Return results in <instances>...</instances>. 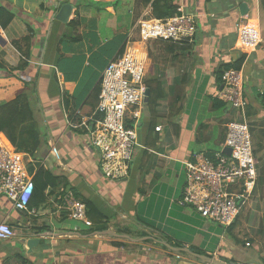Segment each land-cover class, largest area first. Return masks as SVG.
I'll return each mask as SVG.
<instances>
[{
	"label": "crops",
	"instance_id": "obj_1",
	"mask_svg": "<svg viewBox=\"0 0 264 264\" xmlns=\"http://www.w3.org/2000/svg\"><path fill=\"white\" fill-rule=\"evenodd\" d=\"M261 2L178 0L185 12L197 16L198 32L189 52L156 51L149 42L139 41L135 31L130 45L147 65L145 82L160 80L165 98L154 130L152 117L142 107L140 146L130 174L114 181L102 174L98 151L88 137L68 127L67 110L81 116L93 112L104 69L125 48L137 21L151 14V7L139 0H0L15 13L2 30L0 61L17 67L22 56L12 42L33 34L29 66L15 71L16 77L0 80V101L15 98L25 82L37 80L34 109L42 145L37 160L18 151L23 165L34 179L38 163L48 162L68 182L66 191L92 200L109 217L107 230L94 231L92 225L70 218L53 194L47 195V207L38 216L16 211L8 199L0 198V223L6 221L15 231L13 238L0 241V264H208L167 244L225 262L264 264L263 31L257 50L246 55L240 70L258 168L253 196L229 227L178 203L186 182L185 162H194L195 154L214 157L224 150L233 111L218 103L216 71L242 55L236 43L238 26L264 13ZM65 4L74 9L62 21L56 15ZM3 75L8 73L0 70V78ZM52 146L60 162L51 157ZM32 237L39 243L30 252L21 241Z\"/></svg>",
	"mask_w": 264,
	"mask_h": 264
},
{
	"label": "built area",
	"instance_id": "obj_2",
	"mask_svg": "<svg viewBox=\"0 0 264 264\" xmlns=\"http://www.w3.org/2000/svg\"><path fill=\"white\" fill-rule=\"evenodd\" d=\"M179 12L167 19L144 14L130 33L123 51L104 69L96 109L89 116L76 112L77 119L70 118L67 112L68 127L84 131L89 143L98 151L102 174L110 180L120 181L129 176L136 149L140 146L138 121L146 98L147 65L138 57L130 41L136 31L141 42H193L198 32L197 16L185 12L181 6ZM2 30L0 27V37ZM261 41L258 21L247 19L239 24L236 43L240 52H255ZM222 81L219 98L240 112L244 120L233 119L227 123L224 148H230L231 154L224 150L214 157L195 154L194 162H185L186 182L178 203L192 207L202 218L229 227L253 196L258 168L245 119L244 78L240 70L230 69L224 72ZM129 121L133 122L131 126ZM156 129L161 130L160 127ZM50 155L60 162L61 156L55 146ZM43 166L52 170L48 162ZM34 189V179L23 165V156L7 136L0 133V198L8 199L16 211L34 214L35 209L29 207ZM60 206L73 220L91 224L86 204L73 190L66 191ZM14 236V229L6 221L1 222L0 241Z\"/></svg>",
	"mask_w": 264,
	"mask_h": 264
},
{
	"label": "trees",
	"instance_id": "obj_3",
	"mask_svg": "<svg viewBox=\"0 0 264 264\" xmlns=\"http://www.w3.org/2000/svg\"><path fill=\"white\" fill-rule=\"evenodd\" d=\"M143 6L151 7V14L155 18L167 19L176 14H179V4L178 0H139ZM262 6L264 9V0H262ZM15 17V13L11 11L8 7L0 3V27L6 29ZM257 20V17H253ZM76 24V23H75ZM32 31L33 29L30 28ZM34 32V31H33ZM32 39L33 34L25 36L21 39L14 40L12 42L13 46L21 54L22 59L17 67L6 66L2 61H0V70L6 71L8 76L0 78V80H6L11 77H16L15 71L23 70L29 66L31 54H32ZM162 42V51L165 54L174 55L175 52H189L193 49V42H172L164 40H156ZM123 51V50H122ZM121 51V52H122ZM247 53H242V55L235 61L224 63L220 65L216 71L217 80L220 83V87L223 85L222 76L225 71L230 69L241 70V67L246 59ZM2 81V83H4ZM146 87L149 88V101L145 103L144 108L150 114L151 124L150 128L153 130L156 127L155 117H159V106L161 101L165 98L164 87L160 80L152 78L147 80ZM222 84V85H221ZM33 85V86H32ZM37 80L31 81V83L25 82L24 88L17 94V96L11 100L0 101V133H4L11 143L16 147L17 151L31 154L34 159L37 157V153L42 145V133L36 119V112L33 103L37 102ZM2 89V88H0ZM100 93V85L98 89L94 92V96L98 99ZM264 97V96H263ZM220 104L226 105L225 102L219 100ZM98 105H94L93 111ZM233 111V117L231 120L236 119L238 121H243L244 118L242 114L235 109ZM68 112V110H67ZM69 113V112H68ZM70 118L77 119L78 116L76 112L72 111L69 113ZM237 114H239L237 116ZM133 122L129 121L128 124L131 126ZM79 133H84L83 130H76ZM38 159V158H37ZM36 159V160H37ZM37 165V163H36ZM37 172L34 175L35 189L30 201V209H35L37 216L40 215L47 207V195H54L59 201V205L63 204V198L66 193L67 187H69L66 179L61 175H56L54 171L44 168V166L38 163ZM33 173V167L29 170ZM75 192V191H74ZM77 198L82 200L86 204L87 217L92 225L94 231H103L108 229L109 217L106 216L90 199H83L75 192ZM34 216L33 218H41ZM33 223H36L34 220ZM40 231V227L37 228ZM33 231H36V227ZM116 246H121L119 242L114 243ZM177 247H181L177 244ZM197 252V251H196ZM182 255H186L185 252H180ZM197 253L202 254L203 252L198 251Z\"/></svg>",
	"mask_w": 264,
	"mask_h": 264
},
{
	"label": "water",
	"instance_id": "obj_4",
	"mask_svg": "<svg viewBox=\"0 0 264 264\" xmlns=\"http://www.w3.org/2000/svg\"><path fill=\"white\" fill-rule=\"evenodd\" d=\"M74 9V6L73 4H65L61 7L60 11L57 13L56 17L62 21H67L69 16L71 15L72 11ZM223 85L221 86V89H222ZM149 94H150V90L149 88L146 89L145 91V103H147L149 101ZM224 152L227 153V154H231V149L226 147L224 148ZM22 244H25L27 245L29 251H33V249L37 246V244L39 243L38 239L37 238H30L29 240L27 239H23L21 241ZM167 246L171 249V250H174L176 252H185L189 255H192L196 258H199L201 259L202 261H204L205 263H208V264H235V263H231V262H225V261H222V260H219V259H216V258H213L211 256H208V255H204V254H199V253H196V252H193L192 250L188 249V248H185V247H175V246H171V245H168Z\"/></svg>",
	"mask_w": 264,
	"mask_h": 264
},
{
	"label": "rangeland",
	"instance_id": "obj_5",
	"mask_svg": "<svg viewBox=\"0 0 264 264\" xmlns=\"http://www.w3.org/2000/svg\"><path fill=\"white\" fill-rule=\"evenodd\" d=\"M260 16V17H259ZM257 17V20H254L252 17L250 18H247V19H249V20H254V21H258L259 22V24H260V28H261V32L263 31V37H264V13L262 14V15H258V16H256ZM127 18H130V17H127ZM131 22V18H130V20H129V22H127V23H130ZM244 22H246V20L245 21H243V22H241V24L242 23H244ZM161 44H162V42H160V41H156V40H153V41H150L149 42V48H153L154 50H156V51H158V50H161L162 51V47H161ZM33 86V85H32ZM37 99H38V96H37ZM38 102V101H37ZM36 102V103H37ZM33 105L34 106H36V104L35 103H33ZM12 205V204H11ZM79 223H81V222H79ZM215 227L217 226V225H214ZM5 242V241H4Z\"/></svg>",
	"mask_w": 264,
	"mask_h": 264
}]
</instances>
